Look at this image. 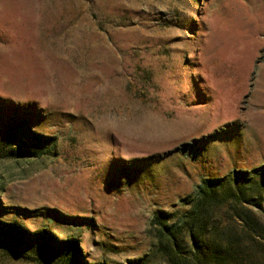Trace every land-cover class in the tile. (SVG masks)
I'll return each instance as SVG.
<instances>
[{
    "label": "rangeland",
    "instance_id": "1",
    "mask_svg": "<svg viewBox=\"0 0 264 264\" xmlns=\"http://www.w3.org/2000/svg\"><path fill=\"white\" fill-rule=\"evenodd\" d=\"M0 145V264H169L204 179L262 205L264 0H0Z\"/></svg>",
    "mask_w": 264,
    "mask_h": 264
},
{
    "label": "trees",
    "instance_id": "2",
    "mask_svg": "<svg viewBox=\"0 0 264 264\" xmlns=\"http://www.w3.org/2000/svg\"><path fill=\"white\" fill-rule=\"evenodd\" d=\"M13 137L16 138V132H14ZM47 139L43 136L37 138V145L34 150L28 148L23 151L25 155L20 153L22 147L18 146L17 156H40L47 152ZM182 151L195 157L196 147L184 145ZM12 154L14 153H9L8 146L0 145V158L16 156ZM238 177L237 175L235 178ZM218 185H220L218 179H204L202 184L196 187V199L194 198L189 202L191 204L190 209L185 211L176 222L169 223V218L168 222H161L160 220L164 214L161 211H156L154 214V223L161 226L163 238L167 240L170 255L169 264H183L184 260H188L191 264H242L244 261L240 255H243L245 251L256 248L264 251V245L262 244L264 240V222L261 220L260 215L253 211V208H257L264 212L262 209L264 194L256 196L262 197L263 202L261 205L260 202H256L255 197H245V193L240 187L224 189V187H216ZM227 200L229 204L226 210L228 219L224 222L215 221L213 226L209 227L212 211H215V208H221ZM10 227L16 229L15 225ZM182 230H186L187 233L190 256H182L184 259L181 260L178 254H171L180 252L181 244L177 241V235L178 231L181 233ZM238 234H243V236L239 238ZM245 242L249 244L244 245ZM64 243L69 254L76 257L78 255L76 242L68 240ZM250 257L251 259H246V264L254 263V256L251 255ZM178 260H180V263ZM130 264H136V260L130 261Z\"/></svg>",
    "mask_w": 264,
    "mask_h": 264
}]
</instances>
